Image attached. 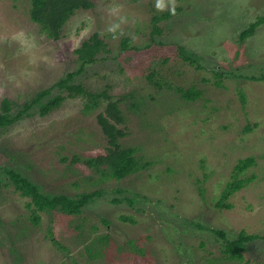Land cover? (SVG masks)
<instances>
[{
	"label": "rangeland",
	"instance_id": "obj_1",
	"mask_svg": "<svg viewBox=\"0 0 264 264\" xmlns=\"http://www.w3.org/2000/svg\"><path fill=\"white\" fill-rule=\"evenodd\" d=\"M93 2L64 32L80 44L98 31L109 54L73 82L116 96L125 118L121 143L137 148L143 167L116 180L84 163L109 147L97 120L104 106L85 112L89 96L67 97L45 117L33 106L30 116L0 130V264H208L221 258L223 245L208 227L229 239L242 230L264 235V23L238 41L264 15V0H178L183 11L166 21V34L154 36L155 0ZM114 4L128 20L120 39L106 32ZM30 7L31 0H0V88L16 101L15 112L78 67L74 56L56 61L60 43L41 32ZM192 87L201 92L195 101L179 90ZM59 93L67 91L53 90ZM249 156L256 163L240 178L253 180L230 196L232 207L217 208L235 165ZM4 168L22 171L46 193L102 196L79 215L41 211L34 224L31 199L5 183ZM104 234L110 244L97 256L91 244ZM217 264H264V239L248 245L244 261Z\"/></svg>",
	"mask_w": 264,
	"mask_h": 264
},
{
	"label": "trees",
	"instance_id": "obj_2",
	"mask_svg": "<svg viewBox=\"0 0 264 264\" xmlns=\"http://www.w3.org/2000/svg\"><path fill=\"white\" fill-rule=\"evenodd\" d=\"M188 7L189 6L186 8ZM93 8V0H31L29 13L32 21L39 25L41 32L47 34L55 43H60L54 53L56 61L61 63L64 62V60H70L72 56H74L73 59L77 62L78 67L75 70L68 71L65 76L60 78L49 88L38 92L30 102H26L24 106L16 112L14 110L16 101L8 96H4L5 90L0 88V130L23 120L25 116H30L32 114L31 109L35 105L39 107V114L45 117L57 110L67 97L75 98L79 94L89 96L90 101L85 105V112L92 113L94 109L104 106V111L98 113L97 120L102 131L108 138L109 147L105 154L86 156L83 158V161L93 171L101 173L103 179L112 178L121 180L137 172L143 165L140 164L139 159L136 157L137 148L124 147L121 143V138L126 136V132L118 127L120 123L125 121L121 112L122 109L119 108L120 101H117L116 96L111 93L109 94L105 90L101 93H93L86 90L82 84L73 82L74 78L82 74L87 66L95 63L101 58L104 59L107 57L109 54V46L98 31L93 32L80 44H78L76 37H67L64 32L68 26V22L75 14L83 10H92ZM182 11L183 7H177L175 15L171 14L169 11H154L152 17V35L166 34L167 29L164 26L166 21L178 16ZM263 23L264 15L258 17L247 28L242 30L239 34L238 41L241 43L252 36L257 27ZM130 44V38L126 37L123 39L124 49H127ZM181 49H184V46H181ZM105 53H107V55ZM237 53H239V51ZM150 78L152 79L151 76ZM250 78L257 79L256 76H250ZM58 88L67 91V94H53V90ZM179 90L183 94V97L190 101H195L201 97V92L194 87L188 90ZM131 106L132 108L137 107L134 102ZM246 129L250 130L251 126H247ZM77 162L78 159L76 158L73 163ZM255 163V158L251 156L240 159L237 162L233 169L232 180L227 183L221 193L220 199L215 203L217 208L232 207V204L228 201L230 196L253 180L252 177L240 178V176L249 167L254 166ZM144 166H146V164H144ZM4 170L8 179L5 183H7V185L12 184L15 191L22 197H29L31 199L26 204L28 208H31V220L34 224H39L41 220V211L59 208L66 214L79 215L83 212L85 206L89 205L97 197L102 196L101 190L83 192L74 196L66 193H46L42 191L40 185L33 182L22 171L13 168H4ZM1 185L0 182V188ZM114 201L119 202L121 200L116 198ZM128 201L132 204L135 200L128 198ZM122 218L135 222V220L129 216H122ZM197 225L203 227L200 223ZM208 229L217 236H221L223 239L221 248L222 256L218 258L219 260L244 261L248 245L256 240L264 239V235L247 233L245 230H242L235 238L229 239L227 238L228 234L226 231L221 228L208 227ZM109 238V234L96 236L95 242L91 245L96 247L97 256L100 253L103 254L107 252L106 248H102L101 245L109 247ZM131 243L133 246H137L134 241H131ZM218 259H209L208 264H217L219 261Z\"/></svg>",
	"mask_w": 264,
	"mask_h": 264
},
{
	"label": "clouds",
	"instance_id": "obj_3",
	"mask_svg": "<svg viewBox=\"0 0 264 264\" xmlns=\"http://www.w3.org/2000/svg\"><path fill=\"white\" fill-rule=\"evenodd\" d=\"M154 7L158 12L169 11L175 15L178 0H155ZM121 11V7L115 4L107 8V14L111 19L106 27V32L111 34L113 39H120L127 35L122 26L128 23V20L126 16L121 15Z\"/></svg>",
	"mask_w": 264,
	"mask_h": 264
}]
</instances>
